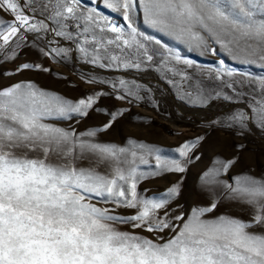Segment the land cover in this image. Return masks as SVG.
Returning <instances> with one entry per match:
<instances>
[{"label": "snow or ice", "instance_id": "6c2138e0", "mask_svg": "<svg viewBox=\"0 0 264 264\" xmlns=\"http://www.w3.org/2000/svg\"><path fill=\"white\" fill-rule=\"evenodd\" d=\"M103 3L122 15L127 28L111 23L95 9H82L80 0H0V13L12 17L0 16V58L14 60L28 45L29 34L40 39L52 32L74 42L82 59L99 67H155L171 73L179 78L190 102L204 105L212 99L240 97L237 81L232 79L235 70L223 59L214 77L221 82L220 90L208 91L200 83L185 87L192 78L176 65L192 67L193 61L138 31L134 18L141 12L152 29L186 45L213 55L223 51L239 63L264 67V0ZM38 50L53 60L66 57L69 51ZM157 55L161 57L158 63ZM24 70L51 72L40 63H24L16 72ZM249 83L259 85L260 98L246 110L232 113L222 126L239 127L241 135L255 127L264 135V77ZM112 87L126 90L116 93L117 100L140 99L123 79ZM104 95L108 93L73 101L33 81L0 88V264H264V178L246 172L229 176L240 156H217L199 177L198 188L208 197L207 205L185 212L177 203L182 180L153 196L146 195L147 189L138 191L146 180L185 173L205 138L186 141L174 150L131 137L123 146L102 143L98 135L129 111L96 107ZM90 111L105 112L108 122L85 131L52 122L75 120L79 124ZM235 147L239 153L246 145ZM166 151L178 156L164 155ZM225 203L238 206L249 219L227 212L215 215ZM119 209L134 211L124 215Z\"/></svg>", "mask_w": 264, "mask_h": 264}, {"label": "rangeland", "instance_id": "374dc122", "mask_svg": "<svg viewBox=\"0 0 264 264\" xmlns=\"http://www.w3.org/2000/svg\"><path fill=\"white\" fill-rule=\"evenodd\" d=\"M80 6L82 9H95L102 16L108 17L111 23L127 28V22L124 21L122 15L107 8L103 0H80ZM0 16L6 20L12 18L5 13H0ZM134 24L145 36L155 37L161 41V45L178 52L182 58L193 61L192 67H186L183 64L176 65L178 70H186L192 78L190 82H185V87L191 89L193 83H200L208 91L220 90L221 82L214 77L215 69L220 67L218 61L223 59L227 67L235 70L232 79L237 81L236 86L240 97L234 96L233 101L222 98L212 99L204 105L195 100L190 102L181 90L179 78L173 77L171 73H166L163 69L157 71L155 67L147 70L99 67L82 59L74 42L55 36L52 32L40 39L29 34L28 45L19 51V55L14 60L0 58V88L20 81H33L40 88L56 92L73 101L96 92L108 93L100 97L96 107L106 109L108 112L120 108H127L129 111L118 118L107 132L98 135L97 139L102 143H115L123 146L131 137L165 150H174L186 141L204 137L205 139L194 150L193 161L187 166L185 173H165L142 182L138 187V191L143 192L147 189L146 195L153 196L164 192L172 184L182 180L183 191L177 203L183 205L185 212L196 205L209 203L208 197L200 192L198 182L200 174L212 166L217 156L224 159L235 155L240 156V161L231 169L229 176L246 172L258 178H264V135L255 127L251 131H244L241 135L239 127L222 126L227 123V117L232 113L246 110L247 105L260 98L259 85L249 83V81L264 77V67H261L259 63H239L223 51H218L217 55H213L211 52L186 45L152 29L145 23L141 12L136 13ZM71 30L75 31V29ZM108 35L113 34L108 33ZM33 41L38 47L48 49L58 47L69 49V51L66 57H57L53 60L42 56L38 47L33 46ZM213 46L219 47L218 45ZM153 47L160 46L153 45ZM2 55L0 53V56ZM160 59L161 57L157 55V63ZM24 63H40L50 68L51 72L35 70L16 72L18 66ZM7 73L14 74L8 75ZM93 78L97 82H87ZM121 79L127 81L130 88H134L133 82L140 86L138 89L134 88V91H138L140 99L133 97L131 98L132 103H129L127 100L115 98L117 92L123 94L126 91L119 87L114 91L112 87L113 83L118 85ZM170 79H175L177 82L169 83ZM241 80L243 84L240 83ZM100 81H105V83ZM223 90L229 95H234L231 90L226 88ZM108 120L109 116L105 112L90 111L89 116L81 120L79 124H76L75 120L52 122L62 127L71 124L78 131H85L89 128L100 127ZM237 144H244L246 147L238 153L235 147ZM164 155L178 156L174 151H166ZM195 156H199L200 159H195ZM154 162L153 159L152 163ZM119 211L124 215H130L134 210L119 209ZM225 212L240 216L245 220L249 219V216L238 206L227 203L220 206L215 215ZM121 227L123 230L131 231L126 226ZM143 235L150 234L143 233Z\"/></svg>", "mask_w": 264, "mask_h": 264}]
</instances>
